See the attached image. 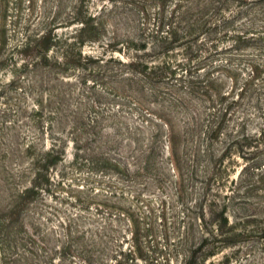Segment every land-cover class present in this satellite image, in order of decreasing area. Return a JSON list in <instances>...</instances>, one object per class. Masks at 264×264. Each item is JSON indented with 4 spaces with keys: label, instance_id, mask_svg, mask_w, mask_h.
Wrapping results in <instances>:
<instances>
[{
    "label": "rangeland",
    "instance_id": "obj_1",
    "mask_svg": "<svg viewBox=\"0 0 264 264\" xmlns=\"http://www.w3.org/2000/svg\"><path fill=\"white\" fill-rule=\"evenodd\" d=\"M0 264H264V0H0Z\"/></svg>",
    "mask_w": 264,
    "mask_h": 264
},
{
    "label": "trees",
    "instance_id": "obj_2",
    "mask_svg": "<svg viewBox=\"0 0 264 264\" xmlns=\"http://www.w3.org/2000/svg\"><path fill=\"white\" fill-rule=\"evenodd\" d=\"M231 18H229V20H230ZM228 20V18L227 19H225V21H227ZM215 130H217V128L216 129H214L213 131H212V133L211 134H214L215 132H217V131H215Z\"/></svg>",
    "mask_w": 264,
    "mask_h": 264
}]
</instances>
